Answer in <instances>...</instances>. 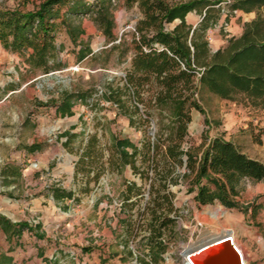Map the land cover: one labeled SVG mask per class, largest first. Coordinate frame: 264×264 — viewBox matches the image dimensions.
Returning <instances> with one entry per match:
<instances>
[{"label": "rangeland", "instance_id": "374dc122", "mask_svg": "<svg viewBox=\"0 0 264 264\" xmlns=\"http://www.w3.org/2000/svg\"><path fill=\"white\" fill-rule=\"evenodd\" d=\"M41 1L0 0V8L33 9ZM113 4V33L117 40H127L125 33L133 31L140 10L136 5H124L123 0H113ZM60 6L62 12L66 5ZM222 6L218 22L207 31L212 51L241 32L243 24L255 15L241 10L230 13L225 3ZM81 19L84 33L76 43L64 28L57 31L61 66L48 73L30 67L28 51L8 50L0 43V86H12L0 95V212L32 225L40 223L44 229L40 231L43 238L36 242L28 230L21 234V243L7 241L0 232V264H9L13 258L14 264H49L43 254H54L51 261L56 264H140L136 254L149 261L148 247L139 243L140 234L133 240L127 232L129 221H136L138 210L148 198V179L134 173L129 165H115L112 141L127 138L141 147L144 132L152 138L157 116L148 117L140 108L139 115H133L134 124H130L125 115L117 113L115 105L100 99L105 82L122 77L128 60L116 63L115 52H100L108 46L105 36L88 15ZM187 19L196 23L199 15L192 12ZM78 42L89 44L100 54L96 59L79 60ZM77 90L88 91L87 102L76 100L72 114H62L58 110L62 94ZM197 97L202 112L191 111L184 150H197L202 141L222 136L248 156L264 162V106L222 99L204 88ZM31 145L37 147L34 152ZM89 146L92 158L81 167L76 163ZM176 172L182 175L187 169L183 164ZM189 180L181 176L170 184L179 233L162 254L167 259L157 264H176L180 252L188 246L201 244L211 235L230 233L242 249L246 264H264V181L243 178L234 199L236 205L226 207L217 200L198 203L195 190H189ZM128 181L141 187L140 194L131 198L134 205L130 216L129 210L122 208V191ZM52 187L71 190L75 199H54ZM37 244L41 248L36 249ZM127 248L132 249L133 256ZM40 249L42 256L36 257ZM210 249L194 252L191 260L199 264Z\"/></svg>", "mask_w": 264, "mask_h": 264}, {"label": "trees", "instance_id": "16d2710c", "mask_svg": "<svg viewBox=\"0 0 264 264\" xmlns=\"http://www.w3.org/2000/svg\"><path fill=\"white\" fill-rule=\"evenodd\" d=\"M222 3L230 13L241 10L255 15L243 24L238 35L228 37L224 45L212 51L207 31L224 11ZM62 4L66 7L61 12ZM123 4L136 5L141 13L133 31L125 33L127 40H117L113 33V0H42L33 9L0 8V43L8 50L28 51L30 67L48 73L61 66L57 31L64 28L76 43L84 33L81 17L88 15L106 38L108 46L100 52H115L116 63L128 60L122 77L105 82L100 99L115 105L117 113L125 115L130 124H134L133 115H139L140 108L148 117L157 116L152 138L144 132L141 147L127 138L112 141L115 165H129L134 173L148 179V198L138 210L136 221H129L127 232L133 240L140 234L139 243L148 247L149 261L135 255L140 264H157L179 233L174 193L170 190V184L179 177H189V190H195L198 203L217 200L226 207L236 205L234 199L243 178L264 181V162L248 156L222 136L202 141L197 150L182 147L191 111L202 112L197 97L201 88L222 99L264 106V0H123ZM192 12L199 15L196 23L187 19ZM78 45L79 60L96 59L100 54L87 43ZM11 87L0 86V95ZM87 95L86 90L63 93L58 110L71 115L72 104L76 100L87 102ZM36 149L30 146V151ZM91 150L87 147L76 164L83 167L85 160L92 158ZM183 164L187 172L180 175L176 169ZM140 190L134 181L124 185L122 208L129 210V216L134 205L131 198ZM51 195L56 200L75 199L71 190L60 187H52ZM40 227V223L12 221L0 213V229L9 242H17L25 230L42 238ZM127 253L133 256L131 248Z\"/></svg>", "mask_w": 264, "mask_h": 264}, {"label": "water", "instance_id": "95a60500", "mask_svg": "<svg viewBox=\"0 0 264 264\" xmlns=\"http://www.w3.org/2000/svg\"><path fill=\"white\" fill-rule=\"evenodd\" d=\"M229 237V235H226L208 239L204 243L195 245L191 249V252H204L211 248L200 259L199 264H243L242 255L236 250L229 239L225 240Z\"/></svg>", "mask_w": 264, "mask_h": 264}, {"label": "crops", "instance_id": "0c3cea01", "mask_svg": "<svg viewBox=\"0 0 264 264\" xmlns=\"http://www.w3.org/2000/svg\"><path fill=\"white\" fill-rule=\"evenodd\" d=\"M240 32H238L237 34H233V35H238ZM218 48V47H217ZM216 48V49H217ZM1 213V212H0ZM1 214H3V213H1ZM3 215H5V214H3ZM6 216V215H5ZM6 217H8V216H6ZM9 219H11L10 217H8ZM12 221H19V220H15V219H11ZM39 231H44V229H43V226H41L40 227V230ZM0 232L4 235V238H6V236H5V234L2 232V230L0 229ZM23 233H24V231H23ZM32 235L31 236V238H33V241L34 242H36V241H40L42 238H38V237H36L33 233H31L30 231H29V235ZM21 243L22 242V239H19L18 240V243ZM29 242H31V241H29ZM38 245V247H36V249L38 248L39 249V247L41 248V244H37ZM20 246V245H19ZM22 250V249H21ZM42 250L40 249V251H38V252H36L35 253V255H36V257H38V256H42V254L40 253ZM7 254V253H6ZM8 256H12L10 253L9 254H7ZM44 256H48V258L47 259H45L47 262H49V264H56V263H52V262H54V261H51V259L52 258H55V255L53 254V255H46V254H43V256L42 257H44ZM43 261L44 263L46 262V261ZM54 260V259H53ZM15 263V258H13V260H12V262L11 263H9V264H14ZM30 263V262H29Z\"/></svg>", "mask_w": 264, "mask_h": 264}, {"label": "built area", "instance_id": "2783aa9c", "mask_svg": "<svg viewBox=\"0 0 264 264\" xmlns=\"http://www.w3.org/2000/svg\"><path fill=\"white\" fill-rule=\"evenodd\" d=\"M178 222V221H177ZM179 226V225H178ZM232 235H230V237L229 238H226L225 240H227V239H229L230 241H231V243L234 245V247L236 248V250L240 253V251L237 249V247H236V245H235V243H233V241H232V237H231ZM186 251H187V248L186 249H184V250H182L181 252H180V260L178 261V263H176V264H194V262L190 259V254L189 253H186ZM194 253V252H193ZM241 254V253H240ZM163 256V259L164 258H166L167 259V257H164V255H162Z\"/></svg>", "mask_w": 264, "mask_h": 264}, {"label": "bare ground", "instance_id": "6f19581e", "mask_svg": "<svg viewBox=\"0 0 264 264\" xmlns=\"http://www.w3.org/2000/svg\"><path fill=\"white\" fill-rule=\"evenodd\" d=\"M213 214L215 213V212H212ZM231 235H232V233H230ZM226 235H229V234H224V235H221L220 237H223V236H226ZM230 236V235H229ZM216 236H213V235H211V236H209V237H207V238H204V239H202L201 240V243H204V242H206L208 239H212V238H215ZM232 237V241H233V243H235V241H234V238H233V235L231 236ZM236 245V244H235ZM194 246L193 245H190V246H188L187 247V251H186V253H189L190 254V259L194 256V253L193 252H191V249L193 248ZM237 247V246H236ZM237 249L240 251V253H241V255H242V262H243V264H246V261H245V257H244V253H243V251H242V249H240V248H238L237 247ZM197 252V251H196Z\"/></svg>", "mask_w": 264, "mask_h": 264}]
</instances>
